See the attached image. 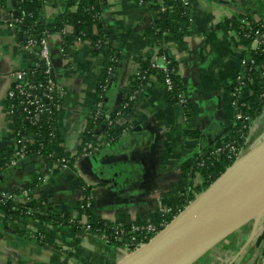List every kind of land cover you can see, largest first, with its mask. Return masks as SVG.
I'll return each instance as SVG.
<instances>
[{"label":"crops","instance_id":"0c3cea01","mask_svg":"<svg viewBox=\"0 0 264 264\" xmlns=\"http://www.w3.org/2000/svg\"><path fill=\"white\" fill-rule=\"evenodd\" d=\"M67 1L46 2L41 19L57 17ZM99 1L112 48L127 56L114 71L100 107L102 117L109 118L132 90L130 78L140 70L139 60L161 67L167 56L175 63L186 106L167 103L163 85L151 75L128 113L94 128L97 147L81 155L103 59L89 40H77L64 50L62 36L71 33L69 27L62 34L46 33L54 79L65 93L57 108L59 146L70 162L59 167L39 155H28L7 166L17 149L19 118L9 111L6 94L13 73L33 67L38 55L35 49L21 48L10 26L13 13L0 0V163H5L0 192L12 194L18 204L43 198L54 215H67L78 224L159 223L178 214L185 207L183 194L202 183L191 169L195 157L234 126L229 88L243 68L241 45L229 24L238 26L249 13L251 21L264 27V0H187L189 23L182 45L165 44L162 55L155 41L144 35L168 15L161 0ZM249 95L246 91L243 98ZM263 139L264 108L248 132V146ZM33 175L40 181L25 190ZM83 199L89 202V213L80 209ZM237 254L233 264H264V215L195 264H228ZM126 256L123 247L84 233L80 227L0 214V264H117Z\"/></svg>","mask_w":264,"mask_h":264},{"label":"trees","instance_id":"16d2710c","mask_svg":"<svg viewBox=\"0 0 264 264\" xmlns=\"http://www.w3.org/2000/svg\"><path fill=\"white\" fill-rule=\"evenodd\" d=\"M48 1L49 0H10V10L13 14H15L14 19H16V21H20L16 29L20 42L29 38L39 41L46 33L62 34L65 27L71 28V33L62 36L64 50H68L73 42L77 40H89L93 45L94 53L100 55L103 59L102 66L99 70L97 94L95 99L96 103L100 102L103 104L105 95L110 88V83L114 79V71L118 68L122 59L127 58V56L124 55V53L117 52L111 46L109 34L103 26V22L101 20L100 1L68 0L67 8L61 14L50 20L43 21L41 19V10L43 5ZM161 1L169 10L166 19L164 21L153 23L150 28L144 31V35L155 41V43L160 47L159 54L162 55L165 52V49L163 48L165 44L175 43L179 46L182 45L184 29L188 26L189 22L187 16L188 9L187 6L183 4V0ZM1 2L3 5L6 4V0H1ZM242 18L249 21L252 20V16H250L249 13L243 15ZM229 25H232V29L236 31L241 46H245L250 43L253 35L245 37L247 31L241 29L239 26L233 24ZM259 32H264V29H261ZM249 58L253 59L255 64L262 65L264 67V46L261 45L258 49L250 51ZM113 59H116L117 62L114 63L112 61ZM166 63L168 71L170 72L172 90L167 91L165 89V74L160 69L155 68L150 61L139 60L138 65L140 70L137 71L138 75L135 74L130 78L132 90L123 99L121 105L114 111V113L109 118L105 119L102 117L103 115L101 112H98L97 114L96 109L93 111L83 135L80 151L83 148H87L88 145H91L93 148L97 147L94 128L101 123H103L104 126H107V124L110 125L119 116L128 113L135 103L139 92L147 86L149 76H155L157 81L163 85L165 89V101L167 103L171 104L176 102L177 94L181 91V89L179 81L175 75V63L170 56H167ZM109 67L115 68L113 73L110 75L107 73V69ZM240 74H242L241 82L243 85L238 86V88L241 92H249L250 95L246 98L238 97L236 99V104L238 106V110L243 116H246L251 121H254L262 114L264 108V69L263 76L260 77L258 73L251 69L250 65L246 62ZM41 78L42 77H39L40 80ZM103 86H106L105 93L102 92ZM235 86L236 84H231L229 92ZM132 95H134V99L131 100L130 97ZM248 127L249 122L235 121L232 129L214 144L217 145L222 143L224 145L232 146L233 150L230 153L225 151L215 159L204 158L205 163L203 167H198L196 165L197 156L195 157L191 169H193V172H197L200 175L202 183L198 187L187 189V193L183 194L185 197V205L188 200L194 198V194H197L196 191L200 193L231 165L234 160L235 152L244 147L245 139L248 136ZM28 130H32L36 133L33 145H28L29 156L39 155L47 162L66 157L59 146L60 141L57 128V112L54 111L52 115L42 116L41 121L35 126L28 127ZM209 149L210 148L207 150ZM4 165L5 163H0V171L4 169ZM39 181V176L33 175V178L24 189L31 190L35 188ZM2 193L5 192H0V195ZM86 211L87 213L90 212L89 209ZM0 213H2L5 217L16 215L27 217L28 214H30L32 218L38 220H49L58 225H72L78 227L75 223H70V218L67 215H54L51 212L47 201L43 198L27 203L22 202L20 204L14 202L13 200L4 204L0 203ZM169 220H171V218ZM91 227L92 229H103V227H107V233L111 232L109 229V227H111V223L109 222L100 221L91 223Z\"/></svg>","mask_w":264,"mask_h":264},{"label":"built area","instance_id":"2783aa9c","mask_svg":"<svg viewBox=\"0 0 264 264\" xmlns=\"http://www.w3.org/2000/svg\"><path fill=\"white\" fill-rule=\"evenodd\" d=\"M183 4L187 6V0H183ZM19 23L20 21H16V19H14L10 26L16 31ZM238 26L241 29L247 31L245 37L253 35V38L248 45L241 46V66L242 68H244L245 63L247 62L250 65L251 69H253L258 73L260 77H262L264 67L262 65L255 64L253 59L249 58V52L258 49L261 45L264 46L263 34L259 32L261 29H264V27L261 24L255 23L251 20L249 21L245 18L240 19ZM235 35L237 36L236 31ZM21 48L24 50L35 49L37 51L38 60L33 67L25 70H19L13 73V82L11 83L10 88L6 94L9 111L19 118V126L15 131V141L17 144V149L14 151L12 159L7 162V166H13L17 162L24 160L28 156V145H33L34 137L36 136V133L34 131L28 130V127L37 125L41 121L42 116L52 115L54 111L57 112L60 100L65 94L62 89L57 87V84L55 82L52 63L45 38L43 37L39 41L32 38L25 39L23 42H21ZM112 61L114 63L117 62L116 59H113ZM153 66L157 69H160L165 74V89L167 91H171L172 81L170 79V72L168 71L167 63L161 67H158L156 65ZM114 70L115 68L109 67L107 69V73L110 75ZM136 75H138V73H136ZM241 76L242 74L239 73L233 79L232 84H236V86L229 92V99L230 105L234 110L235 121L249 122V132L254 121H251L248 117L243 116L238 110V106L236 104V99L238 97H243L244 94V91L241 92L238 88V86L243 85V83L241 82ZM39 77H42L41 80L39 79ZM105 91L106 86H103L102 92L105 93ZM130 99H134V95H132ZM175 103L180 106H186V98L181 93V91L177 94ZM101 105L102 104L100 102L96 103L95 105L97 114L98 112H100ZM247 141L248 140L246 138L244 147L235 152L234 160L232 161V163L239 159L251 148L250 146H248ZM93 150H95V148H93L91 145H88L87 148H83L81 150V155L85 156ZM209 150L205 151L204 153H200L197 156L196 165L198 167L204 166V158L215 159L225 151H228L227 153H230L233 148L232 146L224 145L221 143L213 145ZM69 159L70 158L67 157L59 158L53 160V162L59 165V167H66L70 162ZM197 195L198 194H194V198ZM13 198L14 197L12 194L2 193L0 195V203H7L13 200ZM194 198L188 200L185 206L193 201ZM89 206L90 205L88 200L83 199L80 205V209L83 212H87L86 210L89 209ZM28 217H31V215L28 214ZM169 217L172 218L173 215H170ZM169 217L159 223L148 222L143 224L127 225L111 223V227H109L111 231L110 233H107V227H103V229H92L90 222H86L85 224H78L70 219V223H75L84 233L97 237L98 239L106 243H114L120 247H123L127 255H129L130 253L150 241L170 221Z\"/></svg>","mask_w":264,"mask_h":264},{"label":"water","instance_id":"95a60500","mask_svg":"<svg viewBox=\"0 0 264 264\" xmlns=\"http://www.w3.org/2000/svg\"><path fill=\"white\" fill-rule=\"evenodd\" d=\"M6 6L10 9V0ZM263 215L264 139L227 167L150 241L117 264H195Z\"/></svg>","mask_w":264,"mask_h":264},{"label":"rangeland","instance_id":"374dc122","mask_svg":"<svg viewBox=\"0 0 264 264\" xmlns=\"http://www.w3.org/2000/svg\"><path fill=\"white\" fill-rule=\"evenodd\" d=\"M262 34H264V32H262Z\"/></svg>","mask_w":264,"mask_h":264}]
</instances>
